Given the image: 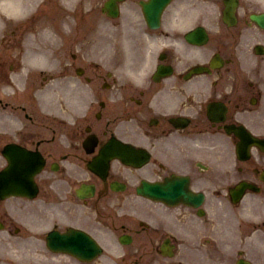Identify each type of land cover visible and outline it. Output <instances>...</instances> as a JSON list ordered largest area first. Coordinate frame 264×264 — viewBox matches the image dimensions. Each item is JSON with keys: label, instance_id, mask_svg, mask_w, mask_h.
I'll return each mask as SVG.
<instances>
[{"label": "flooded vegetation", "instance_id": "1", "mask_svg": "<svg viewBox=\"0 0 264 264\" xmlns=\"http://www.w3.org/2000/svg\"><path fill=\"white\" fill-rule=\"evenodd\" d=\"M105 3L36 0L37 7L17 18L11 33L0 34V75H5L21 67L35 14L50 22L59 37L52 45L54 65L49 68L61 77H78L77 90H69L71 104L89 101L98 106L85 117L72 115L69 123L52 121L42 112L40 100L20 99L7 90V82L2 85L8 78L0 77V169L7 165L2 151L8 143L39 152L44 169L36 177L38 198L52 202L38 213L34 199L0 196L2 254L49 249V233L69 228L84 230L109 248L111 244L103 240L136 227L144 212V195L137 186L145 179L164 177L162 166L170 148L188 131L176 127L173 117L187 116L190 125L200 124L212 111L225 114L224 123L243 124L264 138V17H258L264 14V0H114L107 10ZM63 91L67 93L66 88ZM16 117L26 128L11 139L4 132L8 118ZM88 125L98 144L84 145L94 133L87 132ZM58 126L66 134L65 145L57 138ZM114 133L148 149L151 158L140 167L114 160L101 177L88 167L89 161ZM223 135L224 143L235 150L238 136L224 130ZM86 182L95 184L94 195L77 193ZM218 197L216 190L208 193L203 208L207 216L221 213L223 260L234 254L227 231L234 224L232 216L238 219L242 213L248 215L237 230L264 257V239L251 231L257 223L264 226V194L227 207L220 206ZM159 205L173 213L171 226L185 230L184 215L175 213L178 207ZM252 206L259 212H251ZM71 261L99 264L98 259Z\"/></svg>", "mask_w": 264, "mask_h": 264}]
</instances>
